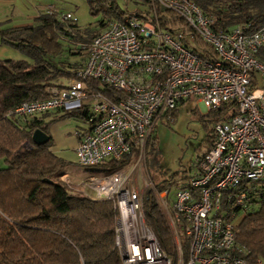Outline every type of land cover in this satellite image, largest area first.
Listing matches in <instances>:
<instances>
[{"label": "built area", "instance_id": "2783aa9c", "mask_svg": "<svg viewBox=\"0 0 264 264\" xmlns=\"http://www.w3.org/2000/svg\"><path fill=\"white\" fill-rule=\"evenodd\" d=\"M151 6L146 19L125 12L109 22L78 46L85 59L64 87H51L49 97L23 101L8 114L26 119L52 110H84L86 116H76L82 126L71 131L83 166L120 161L136 148L128 173L125 166L88 175L76 185L67 174L62 176L69 188L112 203L118 264H174L145 221L144 188L158 193L163 204L170 201L167 219L179 264H261L250 262L247 250L236 242V216L232 211L229 217L222 214V197L234 196L239 205L245 195L239 186L264 178V85L256 78L257 72L264 78V63L256 57L264 48V24L255 29L238 24L225 31L216 29L215 15L202 12L192 0H151ZM159 7L176 13L184 24L174 30L161 27ZM62 17L76 20L71 12ZM88 80L98 81L101 88ZM107 87L112 94L105 92ZM191 96L208 110L231 104L215 120L213 142L196 172L168 200L170 187L157 191L150 177L142 178L139 188L142 158L155 121L169 117Z\"/></svg>", "mask_w": 264, "mask_h": 264}, {"label": "trees", "instance_id": "16d2710c", "mask_svg": "<svg viewBox=\"0 0 264 264\" xmlns=\"http://www.w3.org/2000/svg\"><path fill=\"white\" fill-rule=\"evenodd\" d=\"M143 1L146 2V10L132 11L119 8L116 0H87L90 12H102L104 17L95 29L80 28L77 20L63 18L62 14L59 17L58 12L48 8L39 12L30 24L0 25V44L18 48L31 60H0V264L119 263V251L114 244L117 212L112 203L72 192L75 189L62 181V176L67 174L64 171L66 162L51 150L49 126L56 121L53 118L56 113L86 116V112L80 109L52 110L26 119L8 113L23 101L49 97L51 87H64L72 70L85 59V53L78 46L88 43L109 22L125 12H133L146 19L152 6L151 0ZM192 1L202 12L216 16V29L228 31L245 23L255 29L264 24V0ZM156 12L164 29L174 30L184 24L182 18L169 9L159 7ZM73 56L74 60L71 59ZM256 57L264 63V48L256 52ZM251 82L256 84L254 77ZM88 83L96 87L99 84L96 80H88ZM103 89L106 93H113L112 88ZM230 104L209 111L218 114L219 119ZM52 113L54 116L48 118L47 115ZM37 128L48 135L47 141L40 145L31 142V134ZM213 137L212 128L205 149L197 154L195 166L212 144ZM27 141L32 145L26 144ZM22 145L27 146L26 149L17 152ZM145 148L155 150L153 136ZM132 150L131 156L120 161L105 159L87 166L90 175H105L131 164L137 152L135 147ZM184 172L185 169L178 170L162 182L153 183L161 191L179 179H188L196 170L190 175ZM238 191H244L242 203L238 205L234 196L228 200L224 195L222 214L229 217L232 211L234 216L241 215L236 242L247 250L246 257L250 262L259 260L264 264V178L243 182ZM145 193V221L160 246L171 254L164 218L151 192L146 190Z\"/></svg>", "mask_w": 264, "mask_h": 264}, {"label": "rangeland", "instance_id": "374dc122", "mask_svg": "<svg viewBox=\"0 0 264 264\" xmlns=\"http://www.w3.org/2000/svg\"><path fill=\"white\" fill-rule=\"evenodd\" d=\"M116 2L121 9L132 11L134 9H139L140 11L147 9L146 2L143 0H116ZM49 6L58 12L59 17L66 12L73 13L80 28L89 27L95 29L98 26V22L104 18L102 12H90L87 0H25V8H30L29 11L33 14L34 12L45 11ZM32 21L33 18L28 20V22ZM14 54L15 59H26L31 62L30 58L20 50H17ZM71 59L74 60V56ZM256 75L258 84L260 86L264 85V78L261 77L259 72ZM218 117V114L205 109L195 96H191L180 102L170 112L169 117L166 115L159 117L155 121L151 132L155 150L151 151L145 148V154L142 158L143 168L139 172V188L142 187V178L144 179L145 177H150L156 183L162 182L163 179L171 176L178 170L185 169L183 173L185 175L193 174L196 170L197 154L205 149L207 140L210 134H212L213 124ZM53 118L59 122L57 123L58 132L69 134L73 128L82 126L81 120L76 116H63L61 113H56V116ZM26 147L22 145L17 152L23 151ZM53 152L65 160L64 171L75 185L91 174L89 167L78 164L73 149L65 146ZM132 164L127 165L125 168L126 173L129 172ZM134 172L130 174L132 178L136 177L137 171ZM186 180L187 178L179 179L177 183L171 185L168 200L173 197L176 188ZM146 190L148 189H143L144 195L146 194ZM72 192L82 193L79 190H72ZM89 194L95 198L93 192H89ZM150 194L164 218L168 232V236L166 235V237L170 239L169 252L172 254L174 264H179L171 226L167 219L170 201L163 204L158 193L154 194L151 192ZM240 217L241 215L236 216L235 222L238 223Z\"/></svg>", "mask_w": 264, "mask_h": 264}, {"label": "crops", "instance_id": "0c3cea01", "mask_svg": "<svg viewBox=\"0 0 264 264\" xmlns=\"http://www.w3.org/2000/svg\"><path fill=\"white\" fill-rule=\"evenodd\" d=\"M29 9L28 7L25 8V0H0V25L2 27H15L30 24L31 22H28V20L37 16L39 12H34L33 14ZM17 50L19 49L14 46L0 44V60L14 58V52ZM47 116L48 118H52L54 115L52 113ZM57 123L59 122H53L49 126V134L52 137L51 150L56 151L65 146L74 150L77 137L71 131L69 134L58 132Z\"/></svg>", "mask_w": 264, "mask_h": 264}, {"label": "water", "instance_id": "95a60500", "mask_svg": "<svg viewBox=\"0 0 264 264\" xmlns=\"http://www.w3.org/2000/svg\"><path fill=\"white\" fill-rule=\"evenodd\" d=\"M47 139L48 135L39 128L33 130L31 134V142L35 145L43 144L47 141ZM31 142L27 141L26 144H29L31 146Z\"/></svg>", "mask_w": 264, "mask_h": 264}]
</instances>
